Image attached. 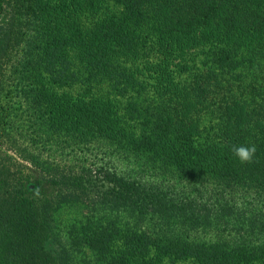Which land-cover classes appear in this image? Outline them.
Wrapping results in <instances>:
<instances>
[{"label": "trees", "instance_id": "trees-1", "mask_svg": "<svg viewBox=\"0 0 264 264\" xmlns=\"http://www.w3.org/2000/svg\"><path fill=\"white\" fill-rule=\"evenodd\" d=\"M8 12L0 87L65 144L126 164L97 195L83 174L58 188L86 203L75 242L96 264H264V0H0ZM252 144L240 163L232 146ZM32 177L0 155V264H66ZM122 213L135 223L107 221Z\"/></svg>", "mask_w": 264, "mask_h": 264}, {"label": "rangeland", "instance_id": "rangeland-1", "mask_svg": "<svg viewBox=\"0 0 264 264\" xmlns=\"http://www.w3.org/2000/svg\"><path fill=\"white\" fill-rule=\"evenodd\" d=\"M10 18L9 12L1 15L0 28L7 27ZM33 118V111L21 97L20 91H15V86L3 84L0 87L1 158H12L32 174L31 182L23 184L25 190L32 191L37 188L39 195L50 197L54 220L49 248L62 254L66 264H96L92 252L75 242L76 232L86 219V203L70 195V184L65 187L67 192L58 199V188L70 176L83 174L88 181L87 190L97 195L107 182L102 173L103 169L122 173L127 170L124 168L126 164H122L123 161L120 163L119 156L111 158L100 150L94 153L84 147L80 150L74 149V145L65 144L62 141L64 138L50 127L41 126L42 120L37 125ZM132 170L137 171V166H132ZM64 178L67 180L64 181ZM69 189L74 192L73 188ZM114 218L123 226H132L135 223L126 213H122L120 219L117 214H110L107 221L115 220Z\"/></svg>", "mask_w": 264, "mask_h": 264}, {"label": "clouds", "instance_id": "clouds-1", "mask_svg": "<svg viewBox=\"0 0 264 264\" xmlns=\"http://www.w3.org/2000/svg\"><path fill=\"white\" fill-rule=\"evenodd\" d=\"M233 155L242 164H250L254 162V157L257 152L256 145H233L231 149Z\"/></svg>", "mask_w": 264, "mask_h": 264}]
</instances>
